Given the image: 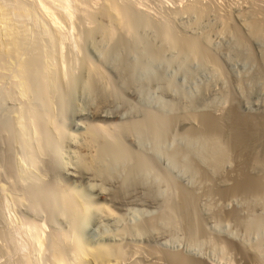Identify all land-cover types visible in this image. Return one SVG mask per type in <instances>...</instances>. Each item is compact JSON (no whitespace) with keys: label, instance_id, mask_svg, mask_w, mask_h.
<instances>
[{"label":"rangeland","instance_id":"1","mask_svg":"<svg viewBox=\"0 0 264 264\" xmlns=\"http://www.w3.org/2000/svg\"><path fill=\"white\" fill-rule=\"evenodd\" d=\"M19 2L30 39L0 55V264L37 246L52 264L76 234L122 249L107 264H264V0H72L70 16L50 0L59 23ZM27 223L43 228L29 252Z\"/></svg>","mask_w":264,"mask_h":264},{"label":"bare ground","instance_id":"2","mask_svg":"<svg viewBox=\"0 0 264 264\" xmlns=\"http://www.w3.org/2000/svg\"><path fill=\"white\" fill-rule=\"evenodd\" d=\"M49 1L50 0H39V3L40 4H38V5H40L41 6V8L46 12V13H48V15L50 16V18H52V20H53V22H56V23H59V22H57V20H58V18L56 17V15H55V13H54V11L52 10V7H51V5L49 4ZM52 2H58L59 3V6L61 7V8H63L62 10H64L65 12V14H67L68 16H70V15H72V0H51ZM104 1V0H103ZM114 1V0H113ZM120 1H118V3H119ZM129 2V1H128ZM38 3V2H37ZM83 3V2H82ZM87 3H89V2H87ZM115 3V2H114ZM106 4V3H105ZM129 4V3H128ZM120 6H121V3L119 4ZM26 6V5H25ZM23 4H21L20 2H19V0L18 1H16L15 0V3L13 4V1H12V5L9 3H4V1L2 2L1 0H0V55H2V51L4 52V51H6V53L4 52V54H9V52H11L12 54H15L14 52H17L16 54L18 55V53L19 54H22L21 52H22V48H23V43L22 42H24V39L25 40H27V38H26V36L29 38V36H30V34L28 33V30L26 31L25 29L23 30V33L24 32H27V34L26 33H22V30L19 28V26H22V25H17V23L18 22H16L17 21V19L18 18H22V16H25V15H28L29 13H28V9L25 7ZM113 6V5H112ZM75 7V6H74ZM86 7V6H85ZM106 7H108L107 5H106ZM116 7H117V5H116ZM126 7V6H125ZM130 7V6H129ZM120 8V7H119ZM53 9H55V8H53ZM81 9H82V7H81ZM113 10H115V8H112ZM90 10V9H89ZM106 10H108V9H106ZM111 10V9H110ZM122 10V9H121ZM41 11V10H40ZM43 11V12H44ZM120 11V10H119ZM42 12V11H41ZM114 12V11H113ZM45 13V14H46ZM59 13H60V11H59ZM106 13V12H105ZM117 13H120V12H118L117 11ZM123 13H125V9H124V12ZM82 14V13H81ZM113 14V13H112ZM126 14V13H125ZM66 15V16H67ZM91 15H92V13H91ZM121 15V14H120ZM29 16V15H28ZM59 16V15H58ZM63 16V15H62ZM77 16V15H76ZM92 16H94V15H92ZM99 16V15H98ZM124 16V15H123ZM18 17V18H17ZM79 17V16H78ZM96 17V16H95ZM122 17V16H121ZM127 17V16H126ZM17 18V19H16ZM29 18V17H28ZM27 18V19H28ZM37 18V17H36ZM39 18V17H38ZM47 18V17H46ZM60 18H61V16H60ZM70 18V17H69ZM87 19V18H86ZM114 19V18H113ZM123 19V18H122ZM121 19V20H122ZM125 19V18H124ZM61 20H63V19H61ZM69 20V19H68ZM127 20V19H126ZM22 21V20H21ZM24 22H25V20H23ZM38 21V20H37ZM125 21V20H124ZM34 22V21H33ZM45 22V21H44ZM48 22V21H47ZM50 22V21H49ZM49 22L47 23V24H49ZM52 22V23H53ZM62 22V21H61ZM133 22V21H132ZM41 23H42V20H41ZM137 23V22H136ZM251 23V22H250ZM249 23V24H250ZM252 24V23H251ZM255 23H253V25H254ZM42 25V24H41ZM51 25V24H50ZM72 25V24H71ZM125 25V24H124ZM252 25V26H253ZM256 25V24H255ZM254 25V26H255ZM260 25V24H259ZM258 25V26H259ZM28 26V25H27ZM38 26H39V24H38ZM62 26V25H61ZM258 26L256 27L255 26V31L254 32H259V31H257L258 30ZM264 26V25H263ZM44 27V26H43ZM127 27V26H126ZM251 27V26H250ZM26 28V27H25ZM69 28V27H68ZM254 28V27H253ZM41 29V28H40ZM54 29V28H53ZM64 29V28H63ZM115 29V28H114ZM260 29H263L262 27L261 28H259V30ZM38 30V29H37ZM42 30H44V29H42ZM59 30V29H58ZM110 30V29H109ZM47 31V30H46ZM30 32V31H29ZM33 32V31H32ZM36 32V31H35ZM41 32V31H40ZM43 32H45V31H43ZM48 32V31H47ZM62 33V32H61ZM68 33V32H67ZM262 34H263V31L261 32ZM28 34H29V36H28ZM41 34V33H40ZM44 34V33H43ZM45 34H47V33H45ZM260 34V33H259ZM37 35V34H36ZM42 35V34H41ZM48 35H49V33H48ZM52 35V34H51ZM69 35V34H68ZM23 36H25V37H23ZM59 36V35H58ZM260 36H262L261 34H260ZM21 37L23 38V40L21 39ZM37 37H39V36H37ZM36 37V38H37ZM49 37H50V35H49ZM20 39L22 40V41H20ZM30 39V38H29ZM49 39V38H48ZM36 40V39H35ZM73 40V39H72ZM36 41H38V40H36ZM51 41V40H50ZM29 42V41H28ZM28 42H26L27 44V46H28ZM39 42V41H38ZM44 42V41H43ZM196 42V41H195ZM42 43V42H41ZM47 43V42H46ZM25 44V43H24ZM33 44V43H32ZM38 44H40V43H38ZM79 44V43H78ZM34 45V44H33ZM33 45L31 46V47H29V48H32L33 47ZM36 45V44H35ZM198 45V44H197ZM39 46H42L41 44L39 45ZM38 46V47H39ZM45 46V45H44ZM56 46H58V45H56ZM50 48V47H49ZM60 48H63V47H60ZM79 48V47H78ZM26 49H27V47H26ZM33 49V48H32ZM42 49V48H41ZM40 49V50H41ZM46 49V48H45ZM35 50V49H34ZM33 50V51H34ZM24 51H25V48H24ZM27 51H30V49L29 50H27ZM35 51H38L37 49L35 50ZM42 51V50H41ZM45 51V50H44ZM53 51V50H52ZM50 52H51V50H50ZM27 53V52H26ZM43 53V52H42ZM53 53V52H52ZM75 53V52H74ZM11 54V55H12ZM38 54V53H37ZM44 54V53H43ZM47 54H48V52H47ZM29 55V54H28ZM39 55V54H38ZM42 55V54H41ZM45 55V54H44ZM50 55V54H49ZM23 56V55H22ZM47 56V55H46ZM45 56V57H46ZM17 57V56H16ZM21 57V56H20ZM28 57V56H27ZM34 57V56H33ZM42 57H43V55H42ZM49 57V56H48ZM51 57V56H50ZM50 57H49V59H50ZM1 58V57H0ZM10 58V57H9ZM36 58V57H35ZM40 58V57H39ZM47 58V57H46ZM19 59V58H18ZM43 59V58H42ZM48 59V60H49ZM62 59V58H61ZM74 59V58H73ZM4 60V59H3ZM23 60V59H22ZM25 60H29V59H25ZM31 60H33V59H31ZM36 60V59H35ZM35 60H34V62H35ZM38 60V59H37ZM44 60V59H43ZM42 60V61H43ZM58 60V59H57ZM41 61V60H40ZM41 61V62H42ZM52 61V60H51ZM55 61V60H54ZM59 61V60H58ZM76 61H77V59H76ZM23 62V63H22ZM21 62V66H22V69H25L26 68V63L24 62V61H22ZM27 62V61H26ZM31 62V61H30ZM40 62V63H41ZM49 62V61H48ZM48 62H46V59H45V63H47V64H49ZM18 63V62H17ZM37 63V62H36ZM36 63H34V65L36 64ZM44 63V62H43ZM44 63V64H45ZM61 63V62H60ZM20 64V63H19ZM18 64V65H19ZM38 64V63H37ZM46 64V67H49L48 65ZM62 64V63H61ZM33 65V66H34ZM41 65V64H40ZM50 65V64H49ZM53 65V64H52ZM57 65V64H56ZM59 65V64H58ZM57 65V66H58ZM28 66V68H29V65H27ZM60 66V65H59ZM44 67V66H43ZM45 67V68H46ZM63 67V66H62ZM53 68V67H52ZM43 69V68H42ZM50 70H53V69H51V68H49ZM18 70V69H17ZM32 70V69H31ZM36 70V69H35ZM44 71H45V69H43ZM46 70H48V68L46 69ZM50 70L48 71V72H50ZM26 71V70H25ZM28 71V70H27ZM29 71H30V69H29ZM28 71V72H29ZM42 71V70H41ZM55 71V70H54ZM20 72H22L21 70H20ZM32 72H34V71H32ZM32 72H30L31 74H32ZM39 72H40V70H39ZM38 72V73H39ZM35 73V72H34ZM44 73H46V72H44ZM17 74V73H16ZM23 74V73H22ZM21 74V75H22ZM31 74H29V73H27V75H30L31 76ZM37 74V73H36ZM51 73H49V75H50ZM53 74H54V72H53ZM53 74H51V75H53ZM20 75V74H19ZM24 75V74H23ZM38 75V74H37ZM35 76V75H34ZM45 76H46V74H45ZM21 77V76H20ZM27 77V76H26ZM38 78H40L39 76H37ZM47 77H48V73H47ZM31 78V77H30ZM36 78V77H35ZM46 78V77H45ZM52 78V77H51ZM50 78V79H51ZM58 78V77H57ZM37 79V78H36ZM49 79V78H48ZM30 79H28V81H29ZM35 80V79H34ZM39 80V79H38ZM37 80V81H38ZM41 80V79H40ZM47 80V79H46ZM55 80V79H54ZM53 80V81H54ZM27 81V82H28ZM33 81V80H32ZM75 81V80H74ZM48 82H50V81H48ZM57 82V81H56ZM36 83V82H35ZM50 84V83H49ZM24 85H27V84H24ZM39 85H41V84H39ZM45 85V84H44ZM52 85V84H51ZM54 85V84H53ZM30 86V85H29ZM28 86V87H29ZM35 86V85H34ZM27 87V88H28ZM36 87V86H35ZM44 87V86H43ZM43 87H41V88H43ZM46 87H48V86H46ZM25 88V87H24ZM32 88V87H31ZM51 88V87H50ZM29 89V88H28ZM27 89V91L29 92V90ZM38 89V88H37ZM37 89H34V91L35 90H37ZM25 90V89H24ZM31 90V89H30ZM39 90V89H38ZM31 92V91H30ZM45 92V91H44ZM31 93H33V92H31ZM42 93H43V91H42ZM48 93V92H47ZM46 97V96H45ZM47 99V98H46ZM31 100V99H30ZM50 105V104H49ZM23 108V107H22ZM27 112H29V111H27ZM36 112V111H35ZM21 114H23V113H21ZM24 115V114H23ZM26 115V114H25ZM27 115H29V114H27ZM43 115V114H42ZM19 117V116H18ZM20 117H21V115H20ZM25 116H23V117H21V118H24ZM27 117V116H26ZM25 117V118H26ZM25 118H24V120L22 121V122H20L21 121V119H20V129H21V131L23 132V130H24V134L23 135H25L26 136V134L27 135H29L28 133V123L25 121ZM28 118V117H27ZM33 119H34V117H33ZM37 119V118H36ZM29 120V119H28ZM29 121H31V120H29ZM22 123V124H21ZM32 123H34V122H32ZM37 124V123H36ZM45 124V123H44ZM21 125H22V128H21ZM53 125V124H52ZM58 125V124H57ZM33 126V125H32ZM36 126V125H35ZM37 126H38V124H37ZM36 128V127H35ZM35 128H33V129H35ZM38 128V127H37ZM19 130V129H18ZM30 130V129H29ZM20 131V132H21ZM28 132V133H27ZM33 132V131H32ZM249 132V131H248ZM35 134H36V132H35ZM246 134V133H245ZM254 134V133H253ZM22 135V134H21ZM22 135V136H23ZM34 135V134H33ZM32 135V136H33ZM97 135V134H96ZM257 135V134H256ZM22 136H21V138H22ZM50 136V135H49ZM38 137V136H37ZM40 137V136H39ZM241 137V136H240ZM244 137V136H243ZM24 138V137H23ZM28 138V137H27ZM34 138V137H33ZM56 138V137H55ZM247 138V137H246ZM250 138H251V136H250ZM32 139V138H31ZM245 139V138H244ZM28 140V139H27ZM41 140V139H40ZM241 140V139H240ZM24 141V140H23ZM22 141V142H23ZM245 141V140H244ZM253 141V140H252ZM42 142V141H41ZM238 142V141H237ZM248 142V141H247ZM249 142H250V140H249ZM257 142V141H256ZM28 143H29V141H28ZM39 144H40V142H39ZM240 144H241V142H240ZM250 144V143H249ZM255 144V143H254ZM28 145V144H27ZM32 145H35L34 143L32 144ZM253 145V144H252ZM255 148H256V146H255ZM28 150V149H27ZM253 150V149H252ZM41 151V150H40ZM35 152V151H34ZM29 155V154H28ZM33 155V154H32ZM103 155V154H102ZM27 156V155H26ZM23 157V156H22ZM26 159V158H25ZM31 159V158H30ZM29 160V159H28ZM24 161V160H23ZM26 161V160H25ZM261 161V160H260ZM29 162V161H28ZM33 162H35V161H33ZM259 162V161H258ZM30 163H31V161H30ZM33 164H35V163H33ZM23 165H25L26 166V162H25V164H23ZM28 166H29V163H28ZM31 166V165H30ZM34 167V166H33ZM22 168V167H21ZM26 169H27V167H25ZM29 175V174H28ZM31 176H32V174H31ZM67 192V191H66ZM66 194V193H65ZM71 197H72V195H71ZM65 198V197H64ZM71 199V198H70ZM65 200V199H64ZM69 200V199H68ZM80 200V199H79ZM67 201V200H66ZM68 202V201H67ZM70 202H73V201H70ZM64 204V203H63ZM62 204V205H63ZM71 204H73V203H71ZM68 206V205H67ZM74 206V205H73ZM76 206V205H75ZM81 207V206H80ZM71 208V207H70ZM76 209H77V207H76ZM64 210H66V209H64ZM75 210V209H74ZM86 210V209H85ZM73 213V212H72ZM77 214V213H76ZM79 214V213H78ZM81 214V213H80ZM74 216H75V214H73ZM79 216V215H78ZM81 216V215H80ZM71 218V217H70ZM75 219V218H74ZM78 219V218H77ZM80 219V218H79ZM71 221H73V220H71ZM24 222V221H23ZM31 222V221H30ZM74 222L76 223L77 221H76V219L74 220ZM78 222H80V221H78ZM75 223H72L74 226L75 225H77V224H75ZM71 224V226H73ZM39 225V224H38ZM38 225H36V224H34V223H27V224H25V227H23L24 229H22L23 230V233L25 234V235H27L28 236V242L27 243H25V245H23V246H21V247H23L24 248V246L26 247L25 249H27L28 248V246H30V244H32V245H35L36 243H38V244H44V243H42L41 242V238H42V236H41V233H40V231H42V230H40V229H43V228H40L41 226H38ZM79 225V224H78ZM45 226V225H44ZM76 227V226H75ZM69 228V227H68ZM72 228H74V227H72ZM18 229V228H17ZM21 229V228H20ZM75 229V228H74ZM79 229V228H78ZM67 231H68V229H67ZM80 231H81V229H80ZM66 232V231H65ZM75 232H76V229H75ZM74 232V233H75ZM58 233V232H57ZM62 233H64V232H62ZM69 233V232H68ZM67 233V234H68ZM44 234V233H43ZM53 234H54V232H53ZM59 234V233H58ZM66 234V235H67ZM71 234H73V231L71 232ZM76 234V233H75ZM83 234V233H82ZM14 235V234H13ZM23 235V234H22ZM52 235V234H51ZM60 235V234H59ZM65 235V237H67V236H70V239L72 238L71 237V235L69 234V235H67L66 236ZM77 235V238L76 239H74V237H73V241H74V243L73 242H71L72 244H73V246H72V244H70V246H72V252H73V254H72V256H70V251H69V249L71 250V247L70 248H66L67 246H65V248L64 249H62L64 252H65V250L66 249H68L67 251H69V252H66L65 254L67 255V253L69 254V255H67V257L65 256V255H63L62 254V252H60L59 251V248H57L58 249V251H57V249H56V247L54 248L56 251L53 253L54 254V256L53 255H51V257L53 256V258H50V259H53V263H55V264H104V263H106V261L109 263L110 261H108L109 259H111L113 256H115L116 257V259L118 260L119 259V261H120V258H121V260H123L122 258H123V254H122V252H121V250H117V251H114L115 250V248L113 249V251L111 250V251H109L108 250V248L106 249H104V248H97L96 246V248L94 247L93 248V246H91L92 248H90L88 245H87V243L86 242H84V241H82L83 239H80V237L78 238V236L80 235H78V234H76ZM57 236V235H56ZM60 236H64V234L63 235H60ZM60 236L59 237H57L58 239L60 238ZM74 236V235H73ZM23 237H24V235H23ZM76 237V236H75ZM49 238V237H48ZM56 239V238H55ZM55 239H54V243H55V246L57 245L56 244V241H57V239H56V241H55ZM20 240V239H19ZM61 240V239H60ZM66 240H68L67 238H66ZM15 241V240H14ZM45 241V240H44ZM63 241V238H62V240L61 241H59V242H62ZM64 241H65V239H64ZM51 242V241H50ZM67 243H69L70 242V240L69 241H66ZM22 244V243H21ZM26 244H28V245H26ZM46 244V243H45ZM65 245H66V243H64ZM47 245V244H46ZM48 245H49V243H48ZM60 245H62V244H60ZM58 246V245H57ZM69 246V245H68ZM111 246V245H110ZM120 246V245H119ZM33 247V246H32ZM36 247V246H35ZM38 247V246H37ZM37 247L36 248H34L33 247V249L32 250H30V252H29V248L27 249L28 250V252L29 253H27V254H25L26 256V261H25V264H39L38 263V261L34 258L35 257V253H36V251H37ZM59 247V246H58ZM60 247H62V246H60ZM103 247V246H102ZM39 248V247H38ZM51 248H52V246H51ZM16 249V248H15ZM111 249V248H110ZM22 251V250H21ZM24 251V250H23ZM18 252V251H17ZM49 253V252H48ZM37 254V253H36ZM43 254V253H42ZM113 255V256H112ZM34 256V257H33ZM38 256V255H37ZM68 256H70V257H72L73 258V260H72V258H71V260H70V257H69V260L67 259L68 258ZM125 256V255H124ZM111 257V258H110ZM24 259V258H23ZM22 259V260H23ZM41 258H39V260H40ZM43 259V258H42ZM132 259V258H131ZM111 260H113V259H111ZM115 260V259H114ZM116 260V261H117ZM126 260V259H125ZM21 262V261H20ZM42 262V261H41ZM22 263V262H21ZM52 263V264H53ZM173 263V262H172ZM49 264V263H48ZM107 264V263H106ZM193 264V263H192Z\"/></svg>","mask_w":264,"mask_h":264}]
</instances>
